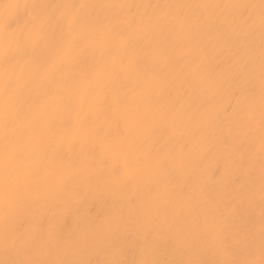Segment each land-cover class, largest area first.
I'll list each match as a JSON object with an SVG mask.
<instances>
[{
    "label": "snow or ice",
    "instance_id": "snow-or-ice-1",
    "mask_svg": "<svg viewBox=\"0 0 264 264\" xmlns=\"http://www.w3.org/2000/svg\"><path fill=\"white\" fill-rule=\"evenodd\" d=\"M97 7L111 9V18L85 11ZM197 27L223 41L231 70L227 80L217 83L216 68L203 63ZM0 35V264H209L156 258L164 237L177 255L185 254L190 240L219 250L221 258L212 264H264V0L223 5L6 0L0 3ZM178 41L192 45L180 60L166 51ZM149 62L154 70L133 85V72ZM179 89L192 90L188 101L170 97ZM146 90L170 99L153 104ZM137 92L140 104L132 99ZM221 92L225 103L216 102ZM188 114L199 125V138L178 143L170 130ZM226 120L235 135L221 140ZM153 136L156 142L145 148V138ZM218 143L239 152L237 161L216 167L230 177L224 195L231 203L200 179L203 161ZM257 157L258 247L254 232L240 240L235 231L240 208L255 202ZM113 187L137 195L126 204L111 202L100 218L103 251L111 258L80 259L66 237L65 217L50 210L63 206L71 214L89 194L103 196ZM184 206L189 216L174 213ZM190 223L191 234L185 228ZM128 241L140 258H124Z\"/></svg>",
    "mask_w": 264,
    "mask_h": 264
},
{
    "label": "bare ground",
    "instance_id": "bare-ground-1",
    "mask_svg": "<svg viewBox=\"0 0 264 264\" xmlns=\"http://www.w3.org/2000/svg\"><path fill=\"white\" fill-rule=\"evenodd\" d=\"M6 0H0V3H4ZM20 4H56V3H78L85 5H110V4H234V3H249L258 2V0H14ZM85 11L92 16L111 18L112 10L108 8H88ZM195 24V21H194ZM4 37L0 35V45L3 44ZM195 44L198 48L203 49L204 55L202 57L203 63L216 68L217 83L225 81L231 74L230 64L227 61L228 51L219 38L218 34L212 30L204 29L201 27L196 28L195 33ZM259 44V38L257 37V47ZM192 45L183 41H178L171 47L166 49L167 54L176 60H180L187 56L191 51ZM88 55V54H86ZM90 58V57H89ZM218 66V67H217ZM154 70V65L149 62L143 68L133 72L131 81L133 85L144 80L146 73H151ZM215 87V86H214ZM213 87V91H214ZM146 94L150 97L153 104L159 102L164 104L169 101V97L166 95L164 99L159 98V94L153 95L151 90H146ZM211 92L209 96H211ZM192 96V90L190 89H179V91H171V98H178L180 103L188 101ZM132 99L135 103L140 104L143 102V97L137 92ZM227 96L224 92H221L216 96L217 103H225ZM191 114L184 116L174 129L170 130V134L175 137V141L183 143L185 140L192 139L196 140L199 138L200 129L199 125L190 119ZM222 131L220 132L221 140L235 135V130L229 121H225L221 126ZM147 143L144 145L145 148H149L157 140V137H146ZM239 158V152L229 144L218 143L215 150L209 155L200 168V179L210 190L215 189L221 193L222 199L226 203L232 202L230 195H224L225 185L229 182V175H222L216 173V167L218 164L225 160L237 161ZM234 172V175H238V172ZM254 190L256 192L255 202L250 205H245L240 208L239 215L235 219L236 233L238 238L243 240L245 235L254 232L257 240V247L259 244V230H260V205H259V159H256V173L253 178ZM146 182V181H145ZM143 193L141 192L140 195ZM137 195L133 192H121L115 187L110 188L104 192L103 196H96L89 194L84 198L83 203L77 204L71 209V214L63 207H56L50 210V214H55L58 218L65 217L63 226L66 230V237L69 243H75L77 257L80 259H87L92 261H104L110 259L111 255L103 251L107 247L104 241L103 235L105 226L101 222V217L106 213L109 204L113 201L118 204H126L129 199ZM203 210V205H201ZM191 209L184 207H177L174 209V213L180 216H189ZM93 221H95L94 228L91 227ZM201 226L203 220L201 219ZM85 224L90 227H85ZM185 228L189 234L193 232L194 225L187 224ZM173 241L168 237H164L159 241L158 252L156 258L158 259H204L209 261V264L221 258L219 250L213 247L211 244L203 242L197 244H191L189 240L188 244H185V254L177 255L174 254L172 249ZM180 245L177 244V247ZM128 254L126 259H138L140 258L137 253V246L131 241L127 242ZM258 255V252H257Z\"/></svg>",
    "mask_w": 264,
    "mask_h": 264
}]
</instances>
